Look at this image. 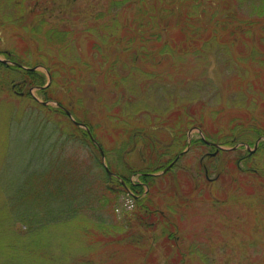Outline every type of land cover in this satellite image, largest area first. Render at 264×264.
I'll use <instances>...</instances> for the list:
<instances>
[{
	"label": "rangeland",
	"instance_id": "obj_1",
	"mask_svg": "<svg viewBox=\"0 0 264 264\" xmlns=\"http://www.w3.org/2000/svg\"><path fill=\"white\" fill-rule=\"evenodd\" d=\"M5 2L0 0V264H59V259L83 254L100 260L114 249L112 264H264V136L254 138L251 129L243 127L264 130L263 14H258L260 24H253L251 34L244 36L247 28L241 26L226 48L205 42L204 28L193 33L176 25L193 0L157 2L156 27H148L144 39L139 33L146 27L139 28L138 8L142 3L147 13L154 0H135L121 9L114 17L116 25L111 14L97 18L106 10L105 0H44L42 5L25 0L23 15L7 20L2 14ZM212 2H200L207 14L191 22L200 25L223 6L221 0ZM53 28L69 32L51 39L47 32ZM157 30L160 39L148 32ZM97 40L99 48L94 46ZM9 65H37L46 80L51 79L50 97L36 87L31 95L41 101L27 96L28 85L20 86L19 70ZM125 75L130 77L123 82ZM129 86L139 87L134 101L148 104V114L137 111L133 117L124 111L125 100H133L126 92ZM75 120L93 128L102 158L117 176L132 171L139 179L138 170L150 169L159 159L171 160L156 171L147 194H142L157 214L150 217L151 225L127 227L140 242L104 241L99 220L109 223L114 217L98 208V201L95 212L85 208L72 220L28 232L31 221L26 215L37 209L24 196V182L31 181V174H41L34 179L41 187L52 174H62L57 168L49 172V161L69 160L70 155L92 160V145L78 139ZM39 124L45 133L54 129L55 134L49 139L33 136ZM64 129L73 133L71 138H58ZM238 130L253 142L207 139L214 132L222 136ZM132 136L134 144L120 155ZM201 137L207 143L197 140ZM71 180L75 192L78 182ZM109 183L118 182L109 178ZM117 206L118 215L129 210V216L135 198L122 192Z\"/></svg>",
	"mask_w": 264,
	"mask_h": 264
},
{
	"label": "trees",
	"instance_id": "obj_2",
	"mask_svg": "<svg viewBox=\"0 0 264 264\" xmlns=\"http://www.w3.org/2000/svg\"><path fill=\"white\" fill-rule=\"evenodd\" d=\"M5 1L6 4H4V6L5 5L6 6L4 8L6 9L7 12L3 8L2 14H4V17L6 16L4 19L7 20L10 17H13L14 15L17 16L18 14L23 15L22 12H24L25 7L27 5L25 0H18V1L5 0ZM11 1L13 2L15 1L16 5L11 3ZM43 1L44 0H36V3L38 5H42L41 2ZM134 1L135 0H105L104 8L106 10L105 11L101 10L100 12H98L97 18L103 17L106 14L108 15L111 14L113 15L112 18H114L121 9L131 6ZM139 1L144 2L145 0H139ZM193 1L194 2L192 8L186 7L184 9L185 14L178 16V19L176 20V25L178 27H181L182 29L186 28L187 30H191L193 33L196 32L198 28H204L203 30L204 34L202 35L205 42L216 41L218 45L226 48L231 47V44H229L230 43L229 41L233 42V38L231 36L235 34L241 28V26L247 28V30L244 32L245 34L244 36H248L249 34H251L250 32L252 27L255 26V25L253 26V24H260L261 19L258 18L259 17L258 14H263L262 17H264V0H221L223 6H220L219 4L217 9L211 11L209 17L206 16V20L202 24L196 25L195 24L196 21L192 23L191 19L194 17L196 18V20H201L200 19L202 18L201 16L207 14V8L206 6L204 7L201 6L200 4V2L204 0H193ZM208 1L210 2L209 4H214L212 0H208ZM157 2H160V0H154V2H152L151 9L150 10L148 9L147 13L144 6H142V3L138 8L142 14V17L140 15L139 28L141 29L142 26L146 27L145 29L141 30L142 32L140 31L141 33H139V35L143 39L144 37L146 38L147 32H145V30L147 31L148 27H152V28L156 27L155 24L157 23V18H158V16H156ZM148 11H149V15L147 16ZM114 23L116 25L117 23L116 18H114ZM114 23H112V25ZM230 23L232 24L231 27H230ZM168 25L169 23L167 22L165 26L170 28V26ZM50 30H51L50 32H47V36L49 38L51 37L60 38L63 37L62 36L63 33L66 34L69 32L68 30H63L60 33L57 29L54 28ZM148 32L151 35L156 34L157 35L155 36L156 39L161 38L160 30H157L156 32L153 31H148ZM219 32L220 34H217ZM131 40L129 41V43L131 42ZM240 42H242V40H240ZM246 42H247V38L245 37L244 44ZM94 46L96 48H99L98 40L94 41ZM162 51L168 52L167 49ZM8 55L11 56V52H9ZM12 60H15L14 57H12ZM36 66L37 65H32L31 69H25V68L22 69L20 67L10 66V65L8 67H10L11 70H17V69L19 70V73L22 77L21 80L22 82L20 83L21 85L20 84L18 85H20L21 87L23 85H28L29 89L27 91V96H31L36 101H38V99L35 96L31 95L30 90L34 87H40L39 92H41L42 95L48 99L50 96H48L47 94L50 89L49 87L51 86L50 84L48 86H45L48 80H46L45 74H43L39 69L35 68ZM21 72H23V74ZM128 77H130V75H125L124 76L125 79H123V82L127 81ZM138 89L139 87L129 86L126 92L129 94L132 93L131 95L133 96V100L132 101L125 100L124 102L125 105L123 106L124 111H126V113L129 111L130 116L133 117H137L136 114H134V112L137 111L139 115L148 114L144 110L147 109L146 107L148 106V104L144 103L143 101H139L140 99L134 101L136 95L137 94L139 95ZM39 104L41 107L42 106L46 107L45 105H42V103L40 102ZM55 109H57V111L62 110L60 107ZM156 118L159 120L158 116H156ZM45 123L47 122L45 121ZM236 124H234L231 127L234 129L235 127L241 125L240 123L238 125ZM243 125L245 130L247 128L251 129L252 133L251 132L250 133L254 138H256V136H264V130L262 128L250 124L248 125L243 124ZM35 127H36V132H34L32 135L33 136L35 135L37 137H42L41 134L42 135L44 134V137H46L47 139L53 136V134H55L56 131L53 129L51 130L50 133H45L46 128L44 127L41 128L40 124L36 125ZM75 127H76L75 129L79 133L78 135H80L78 139L82 140V142L84 143L89 141L90 145H92L90 151V160L91 159L92 160L88 162L86 156L78 157L76 155L75 156L70 155L71 156L70 158L71 159L73 158V161L71 163L69 162L71 161V159L69 160L60 159L59 161L55 160L53 162L49 161L50 163H47L46 165L47 168H49V172L54 173L56 169H52V168H57L61 171L62 174H57V176L55 174H52L53 178L46 179L45 184L42 185L45 186V188L42 186L39 187V185L37 186L36 182L34 181V179L39 180L41 174H36V175L31 174L33 175L31 181L27 177L29 182L26 181L24 182L23 188H25V192H27L26 194H24V196L29 197L31 201L36 204L37 207V209L33 211L32 215H30V212L26 215V217L30 219L29 221H31V224H29L31 231L28 232L33 234L36 232L40 233L41 230H44L45 228L49 227L50 224L58 223V222L60 223L67 222V220L69 219L72 220V218L81 215L82 212L85 210V208H87L89 212H95L94 211L95 208H93V206H96L95 202L98 201L100 205V207L98 208H102L105 211L110 212L111 215L114 217L110 220L109 223L103 222L98 219L99 223L101 224V228L104 230L102 233L104 234V236H106L105 238L107 239V240L104 239V241L108 242L109 238H114L113 241L115 243L127 242V241L140 242L142 240L141 237H139V235L133 234L132 232H129L127 230V227L134 225L138 226L139 222L146 227L151 225L152 222L150 220V217L153 214L155 215L157 214L153 213L154 211L153 205L152 204L150 205L149 203L145 202L144 201L145 197H143L142 194H147L148 190L146 186L147 185L150 186V182H151L150 179L153 178L154 175H156L155 174L156 171L160 169H164L171 162V160L169 161L166 159L162 162V159L161 160L159 159L158 161L153 163V165L156 164L155 166H151V165L149 166L150 169L151 167H153V169L138 170L137 172H138L139 180L137 181L131 180V176L134 173L132 174V171H130L128 172V174L122 176L119 175V177H116L117 179L115 178V180L118 183L110 184L108 172L103 162L101 152L99 150L100 148H98L99 146H97L93 141V138H96L93 128L89 126V130H88L87 128H84L80 125H75ZM241 131L242 130H238L235 133L232 132L229 135H222V136H218V133L214 132L213 134L207 135V139L209 138V140L211 139L214 140L215 142L218 141L223 144L224 143L234 144L235 142L242 140L244 138V140H248L249 143H252L253 141L249 139L250 137H247L246 135L244 137V133H242ZM71 135H73V133L67 131V129H64L62 131V134L58 135V138L60 139L62 136H64V138L67 139V138H71ZM184 138L185 136L183 135V139ZM197 140L200 142L207 143V140H204L202 137ZM134 142L135 139L132 136V138H130L127 141V143L123 144L119 149L120 155L123 154L122 152L128 147V145H131V143L134 144ZM171 142L169 143L171 144ZM53 152H55V150ZM177 157L178 156L175 155L173 159H176ZM108 167L112 169L111 165H108ZM92 174H99V175L93 177ZM72 178L76 179V181L78 182V187L75 192H74V188H72L74 187L72 184L74 183L75 180H71ZM93 179L96 180L97 182L102 181L103 186L101 184L98 186L97 183L93 182ZM100 186H102V188ZM122 192H130V195H132L133 198H135L136 207L131 214H130L131 211L129 212L130 214L129 216L127 213L128 211L122 212L121 215H118L116 213L117 211L115 212L116 206L119 204V198ZM2 213L3 210H1L0 215ZM144 213H146L147 215ZM102 216H104V214H102ZM118 216L121 217L118 218ZM162 219H165V216H163ZM96 240L98 241L97 238ZM148 245L151 246L149 242ZM114 248H118V245L114 246ZM86 249L87 246L81 250L82 252H84L86 251ZM111 252H113L111 256L100 260H93L91 256L83 254V255L74 256L78 258H73V259L69 258L67 260L59 259L58 263L59 264H112L114 260L113 258H115L116 256L115 255L116 250L114 249V251ZM30 253L32 254V252ZM27 260L29 261L30 259Z\"/></svg>",
	"mask_w": 264,
	"mask_h": 264
},
{
	"label": "water",
	"instance_id": "obj_3",
	"mask_svg": "<svg viewBox=\"0 0 264 264\" xmlns=\"http://www.w3.org/2000/svg\"><path fill=\"white\" fill-rule=\"evenodd\" d=\"M51 78V77H50ZM51 82V79H49V82H48V84ZM47 84V85H48ZM62 108L65 110V111H68L65 107H63L62 106ZM69 114H70V112H69ZM75 122L77 123V125H80V126H83V127H85V128H87L88 130H89V128H88V126L85 124V123H80L79 121H77V120H75ZM93 140H94V142H96V144H97V141L95 140V138H93ZM214 145H216V146H218V147H221L219 144H217V143H213ZM102 150V149H101ZM102 154H104V152H103V150H102ZM106 167H107V170H108V172H109V175L111 176L112 175V172L110 171V169H109V167L106 165Z\"/></svg>",
	"mask_w": 264,
	"mask_h": 264
},
{
	"label": "flooded vegetation",
	"instance_id": "obj_4",
	"mask_svg": "<svg viewBox=\"0 0 264 264\" xmlns=\"http://www.w3.org/2000/svg\"><path fill=\"white\" fill-rule=\"evenodd\" d=\"M257 147V146H256ZM255 152V151H254Z\"/></svg>",
	"mask_w": 264,
	"mask_h": 264
}]
</instances>
